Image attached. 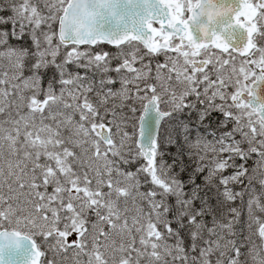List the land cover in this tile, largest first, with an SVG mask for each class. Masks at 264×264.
Masks as SVG:
<instances>
[{
  "label": "snow or ice",
  "instance_id": "obj_1",
  "mask_svg": "<svg viewBox=\"0 0 264 264\" xmlns=\"http://www.w3.org/2000/svg\"><path fill=\"white\" fill-rule=\"evenodd\" d=\"M0 264H264V0H0Z\"/></svg>",
  "mask_w": 264,
  "mask_h": 264
}]
</instances>
